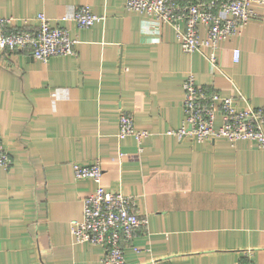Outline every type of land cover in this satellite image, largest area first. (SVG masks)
I'll use <instances>...</instances> for the list:
<instances>
[{"label": "crops", "instance_id": "obj_1", "mask_svg": "<svg viewBox=\"0 0 264 264\" xmlns=\"http://www.w3.org/2000/svg\"><path fill=\"white\" fill-rule=\"evenodd\" d=\"M124 2L0 0L11 26L34 27L43 12L77 40L74 55L0 57V144L11 158L0 166V264H103L104 247L69 232L94 189L72 164L96 159L102 186L131 195L147 218L124 246L125 264H264V149L169 133L182 122L188 73L207 92L233 95L238 109L264 106V2L251 3L241 34L219 42L214 72L202 52L181 50L171 25ZM80 5L103 19H58ZM120 111L148 132L140 151L132 135L118 138Z\"/></svg>", "mask_w": 264, "mask_h": 264}, {"label": "built area", "instance_id": "obj_2", "mask_svg": "<svg viewBox=\"0 0 264 264\" xmlns=\"http://www.w3.org/2000/svg\"><path fill=\"white\" fill-rule=\"evenodd\" d=\"M252 2L263 3L264 0H125L124 6L152 18L158 25H171L181 50L202 52L214 72L220 69L216 54L219 42L241 34L245 24L255 17ZM35 19L34 27H15L10 25L11 17L0 16V57L22 50L41 61L51 56L76 54L77 40L70 36L66 26L51 25L43 12ZM58 19L71 20L77 27H88L100 22L103 16L88 5H80L70 15L63 14ZM158 25L155 28L158 29ZM199 26L204 28V36H200ZM231 55L232 61L237 62L239 48H233ZM182 88V122L169 133L195 142L217 136L229 141L248 139L264 149V106L238 109L233 95L223 96L217 90L207 92L196 84L192 73L186 74ZM218 113L221 120L216 125ZM117 124L118 138L132 135L140 151L148 132L136 129L133 116L125 111L119 112ZM10 165L11 158L0 144V166L8 168ZM72 172L75 178H89L94 182L93 191L82 198L81 218L69 221L73 241L104 247L103 264H125L124 246L131 242L138 228L146 226V216L135 211L131 195L102 186L99 160L87 164L74 162ZM246 264L254 263L249 260Z\"/></svg>", "mask_w": 264, "mask_h": 264}]
</instances>
